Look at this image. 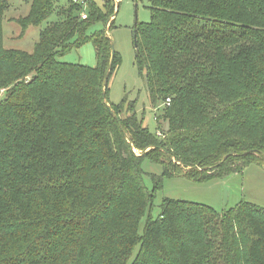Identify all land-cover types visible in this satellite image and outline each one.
Instances as JSON below:
<instances>
[{"label": "trees", "instance_id": "1", "mask_svg": "<svg viewBox=\"0 0 264 264\" xmlns=\"http://www.w3.org/2000/svg\"><path fill=\"white\" fill-rule=\"evenodd\" d=\"M10 6L0 0V264H264V207L241 201L216 212L164 197L153 218L154 191L142 180L146 156L133 151L151 147L160 158L149 159L164 174L264 169V0L151 1L150 21L135 23L133 40L135 33L134 63L154 109V132L134 102L108 101L110 38L105 29H87L105 27L114 15L109 0L102 7L88 0L85 19L54 0H30L16 19L21 36L59 16L39 30L32 52L2 47ZM87 42L94 67L58 60ZM117 64L114 52L108 79ZM105 214L113 227L102 245ZM242 225L246 259H232L234 229ZM209 238L219 239L215 258L203 243ZM193 243L200 245L190 259H179Z\"/></svg>", "mask_w": 264, "mask_h": 264}, {"label": "rangeland", "instance_id": "2", "mask_svg": "<svg viewBox=\"0 0 264 264\" xmlns=\"http://www.w3.org/2000/svg\"><path fill=\"white\" fill-rule=\"evenodd\" d=\"M30 0H9L10 7L4 12L2 21L3 43L5 49H18L26 52H32L35 42L38 40L39 30L44 28L47 22L57 21L58 14L54 12L46 21L39 26H32L21 36V27L16 19L24 16L29 8ZM96 6L102 7L105 0H89ZM152 0H109V8L115 15H111L108 22L107 34L113 43L114 50L118 56L116 69L110 75L107 84L108 101L119 105L123 102H134L135 112L138 118L142 119L143 125L150 132H154L156 122L154 120V109L150 104L147 92L144 87V80L139 76L135 66V47L133 40V30L135 23H147L150 21V3ZM56 7L69 8L74 11L80 10L69 3V0H54ZM90 4V3H89ZM88 4V6H89ZM81 12H87L88 8L81 5ZM101 29H105L104 24L94 23L87 29V34H92ZM63 63L79 64L88 67H94L96 64L95 50L91 42H87L80 47H73L64 55L58 57ZM4 91L0 90V99ZM159 104V111H162L163 105ZM158 111V112H159ZM125 112L121 116H125ZM151 147L143 150L133 149L136 155L146 156L141 161L143 170V184L148 190L154 191V197L147 213L153 218L159 214V205L164 197L189 201L210 206L216 212H223L238 205L241 201L250 202L264 207V169L256 164H249L240 172L221 177H203L164 174L163 166L157 162H151L153 157L160 158V154L152 153ZM159 155V156H158ZM148 157V158H147ZM150 158V159H149ZM161 177L159 188H155V177ZM134 194L127 202L132 203ZM144 219L140 224L142 228ZM112 223L105 214L103 234L99 237L98 244L105 243L106 235L112 233ZM203 240L205 246H211L209 252L213 257L217 256L219 239L214 238ZM202 243V242H201ZM233 248L235 255L232 259H246V249L248 245L247 231L244 225L234 229ZM200 243H193L188 248H184V256L179 259H190L192 251ZM116 246V247H115ZM220 248V247H219ZM117 249V244L109 245L105 248L104 256L109 257ZM221 250V249H220ZM94 250L87 259L96 257L98 254ZM101 255V254H100ZM2 254H0V257ZM59 258V257H58ZM101 258V256H100ZM61 259V258H59Z\"/></svg>", "mask_w": 264, "mask_h": 264}, {"label": "water", "instance_id": "3", "mask_svg": "<svg viewBox=\"0 0 264 264\" xmlns=\"http://www.w3.org/2000/svg\"><path fill=\"white\" fill-rule=\"evenodd\" d=\"M115 15V14H114ZM110 21V18L108 19V21L106 22V24H105V31H106V33H107V31H108V22ZM108 35V34H107ZM135 38H136V35H135V33H134V40H135ZM110 48H111V57H110V62H109V65H108V68H107V71H106V73H105V76H104V82H103V86H104V89L106 88V86H107V84H108V77H109V73H110V70H111V67H112V61H113V58H114V52H115V50H114V46H113V43L110 41ZM103 89V90H104ZM103 95H105V92L103 91ZM108 106V105H107ZM110 113H112L111 111H110ZM113 114V113H112ZM114 115V114H113ZM115 117V119H118L116 116H114ZM119 125H120V127H121V129H122V125H121V123L119 122Z\"/></svg>", "mask_w": 264, "mask_h": 264}, {"label": "built area", "instance_id": "4", "mask_svg": "<svg viewBox=\"0 0 264 264\" xmlns=\"http://www.w3.org/2000/svg\"><path fill=\"white\" fill-rule=\"evenodd\" d=\"M71 1H72V2H75V3H80V4H82V5H85V4L87 3L88 0H71ZM86 16H87L86 12H84V11L81 12V17H82L83 19H85ZM164 103H165V104L170 103V99H169V98H166V100H165Z\"/></svg>", "mask_w": 264, "mask_h": 264}]
</instances>
